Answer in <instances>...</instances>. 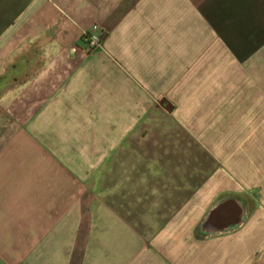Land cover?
<instances>
[{"label":"crops","instance_id":"1","mask_svg":"<svg viewBox=\"0 0 264 264\" xmlns=\"http://www.w3.org/2000/svg\"><path fill=\"white\" fill-rule=\"evenodd\" d=\"M0 264H264V0H0Z\"/></svg>","mask_w":264,"mask_h":264},{"label":"built area","instance_id":"2","mask_svg":"<svg viewBox=\"0 0 264 264\" xmlns=\"http://www.w3.org/2000/svg\"><path fill=\"white\" fill-rule=\"evenodd\" d=\"M101 35L97 25H93L91 30L85 34V39L89 47L99 46L101 43Z\"/></svg>","mask_w":264,"mask_h":264}]
</instances>
